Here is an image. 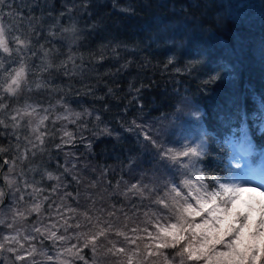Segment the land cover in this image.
Masks as SVG:
<instances>
[{"label":"trees","instance_id":"trees-1","mask_svg":"<svg viewBox=\"0 0 264 264\" xmlns=\"http://www.w3.org/2000/svg\"><path fill=\"white\" fill-rule=\"evenodd\" d=\"M0 28V264H163L145 245L179 215L170 181L222 192L241 136L264 163V0H3ZM192 115L193 171L176 125Z\"/></svg>","mask_w":264,"mask_h":264},{"label":"snow or ice","instance_id":"snow-or-ice-1","mask_svg":"<svg viewBox=\"0 0 264 264\" xmlns=\"http://www.w3.org/2000/svg\"><path fill=\"white\" fill-rule=\"evenodd\" d=\"M2 3L3 0H0V4ZM3 31L4 29L0 28V34H3ZM0 44L3 45L4 52H10V49L5 47L7 44L5 36H3ZM20 44L23 46L24 42L21 41ZM22 75L23 67L17 72V77ZM12 83H17V80L14 78ZM39 86L37 85V87ZM2 109L3 107L0 105V110ZM28 114L31 115L32 113ZM11 118L13 121L16 120V116ZM0 125H4L2 119H0ZM13 126L19 127V124ZM36 139L43 143L42 135H38ZM4 151L6 149L0 148V153ZM190 152L193 157L198 155L195 148H191ZM183 155L188 157L189 151L183 152ZM47 178L49 180L58 179L50 173ZM7 182L11 185L14 181L9 179ZM219 189L222 192L212 193L207 198L198 197V208L194 209L191 205L184 207L183 211L176 217L175 223L159 226L155 235L149 233L152 243L145 245L147 256L162 258L163 264H172V261L164 255L162 250L174 248L178 250L173 260L179 257L178 264H209L211 259L216 258L224 260L228 264H256L258 260L264 264V240L259 239V232L256 229V225L264 221L249 223L253 212L252 204L249 202L252 198L249 197V200L241 201L243 207L247 209L246 211H234L233 205L240 200V194L245 191L244 185L221 182ZM176 195L179 196L180 194L177 192ZM260 195L264 196V192H261ZM3 196L4 192L0 190V201H2ZM31 211L38 213L40 211L39 206L32 208ZM260 211L261 216L264 217V205H261ZM19 215L23 217L24 214L20 213ZM196 216H201L200 222H196ZM225 222L226 226L222 235L207 236L205 231L207 226L211 225L218 232L219 224ZM0 223H3V220H0ZM246 229L249 230L245 231ZM49 238L55 239L56 233L50 232ZM9 239L15 241L16 235L10 238L5 237V240ZM0 247L3 246L0 245ZM8 250L13 251V249ZM118 251L122 252L123 249ZM68 252L71 253L72 249H68ZM17 259H23V257L18 256ZM80 259L83 257L81 256ZM129 260L131 264V258ZM152 264H160V259L153 261Z\"/></svg>","mask_w":264,"mask_h":264},{"label":"rangeland","instance_id":"rangeland-1","mask_svg":"<svg viewBox=\"0 0 264 264\" xmlns=\"http://www.w3.org/2000/svg\"><path fill=\"white\" fill-rule=\"evenodd\" d=\"M64 118L67 123H75L77 119H81V114L79 117H77L76 113L65 111ZM176 118H171L170 122L175 121ZM264 126V122L262 123ZM177 128H179V131L181 132L178 135H182L183 138L180 137L178 141L183 144V149L188 148L189 150L191 148H197L198 145H200L199 139H197L193 135V130L201 131V127L198 126L197 122L194 120L193 115L192 116H183V118L179 117V120L176 122ZM250 140L247 136H241L237 139L233 140L232 144L235 147L234 152V159H232L231 163L233 165L234 173H233V181L230 182L232 184H243L245 187V191L240 194V200L236 201V203L233 205V210H239V211H246L247 209L243 207L241 204V201L249 200V197L252 199L249 201L252 204L253 212L251 214V219L257 217L260 210V205H264V196H261L260 193L264 192V163L260 161L259 164L252 165L250 163V160H248L245 156L248 154V150L250 147ZM193 156H191V152L189 153V156L187 159L190 161V167L191 170H194L195 163L190 160ZM187 159H181L184 160L183 162H187ZM178 167H175V172H177ZM192 170V171H193ZM143 172L142 170H140ZM170 187L172 189V194H176L177 192L180 194V196L183 198L182 207L179 209L178 214L183 211V208L187 205H191L192 208L196 209L198 208L197 204V198H207L209 195H211V192L203 191V189L199 186V184L196 181H193L191 177L186 173L182 174V176H178L175 178V180L170 181ZM139 184H142L139 182ZM175 189V191H173ZM259 202V203H257ZM211 207V205H209ZM158 222H156L155 227H152L151 231L153 232V235L156 234L157 228L161 225L167 226L168 224H172L176 222V218L168 219L166 221H162L163 218H161V215L157 214ZM201 216H196L195 220L196 222L201 221ZM226 226L225 223H220L218 232L213 229L211 225L207 226L205 231L207 232L208 237H212L214 235H222L224 228ZM150 229V228H146ZM246 231V230H245ZM262 233H260L261 235ZM260 237L259 239H261ZM46 252H42L41 256V263L42 264H51L47 261L46 258ZM49 258V257H48ZM209 264H211V260L209 261ZM228 264V262H226Z\"/></svg>","mask_w":264,"mask_h":264},{"label":"clouds","instance_id":"clouds-1","mask_svg":"<svg viewBox=\"0 0 264 264\" xmlns=\"http://www.w3.org/2000/svg\"><path fill=\"white\" fill-rule=\"evenodd\" d=\"M3 40V34H0V41H2ZM3 47V45L2 44H0V48H2ZM11 91V90H10ZM76 115H77V117H79V113H76ZM44 119H46V117L44 118ZM41 125L43 124V120H41ZM67 135H69V136H71V133H67Z\"/></svg>","mask_w":264,"mask_h":264},{"label":"water","instance_id":"water-1","mask_svg":"<svg viewBox=\"0 0 264 264\" xmlns=\"http://www.w3.org/2000/svg\"><path fill=\"white\" fill-rule=\"evenodd\" d=\"M4 201H5V198H4Z\"/></svg>","mask_w":264,"mask_h":264}]
</instances>
